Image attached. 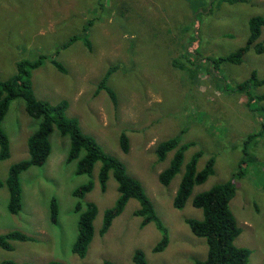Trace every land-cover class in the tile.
<instances>
[{
    "label": "rangeland",
    "instance_id": "obj_1",
    "mask_svg": "<svg viewBox=\"0 0 264 264\" xmlns=\"http://www.w3.org/2000/svg\"><path fill=\"white\" fill-rule=\"evenodd\" d=\"M231 1L0 0V82L16 75L20 61L45 56L32 75L36 97L51 105L68 103L66 116L76 119L85 135L122 161L129 175L143 184L170 238L165 251L154 252L162 233L154 223L143 226V219L136 215L140 205L134 199L101 236L104 214L114 206L119 192L112 177L102 192L96 173V187L82 201L98 206L95 237L84 259L74 255L79 214L73 192L90 178L76 175V162L67 163L70 138L55 130L46 165L32 167L21 176L20 213H9V189L0 188V235L20 231L36 240L14 243L12 251L0 248V264H134L137 250L145 253L148 264H195L207 257L206 240L196 237L185 222L201 220L203 212L192 206L191 199L183 210L174 208L183 171L168 187L162 186L158 176L174 153L159 164L155 147L186 129L181 143L195 146L186 152L185 162L202 152L201 170L211 157L216 158L215 175L196 187L194 194L229 181L238 172L241 142L258 132L256 115L261 116L264 101L249 105L246 94L231 90L254 73L264 80V54L256 52V46L264 43V27L241 64L224 63L213 71L210 60L248 45L250 21L264 15V0ZM90 20L91 49L83 40L60 49L82 34ZM55 62L66 68L65 74L55 68ZM114 67L108 85L117 93V107L104 89L95 94ZM252 92L263 95L264 86ZM37 126L23 100L11 105L2 125L10 139L11 157L0 161V180H7L12 165L29 158L27 140ZM122 133L129 139L128 153L120 147ZM250 147L256 160L247 163L244 177L234 180L237 194L230 207L244 229L237 246L252 250L249 264H264V137L256 138ZM52 198L60 209L57 225L50 220Z\"/></svg>",
    "mask_w": 264,
    "mask_h": 264
},
{
    "label": "trees",
    "instance_id": "obj_2",
    "mask_svg": "<svg viewBox=\"0 0 264 264\" xmlns=\"http://www.w3.org/2000/svg\"><path fill=\"white\" fill-rule=\"evenodd\" d=\"M226 1L234 2L231 0H218L219 4H223ZM241 1L243 2V0ZM219 4L218 6H220ZM92 26L93 21H88L82 34L72 37L67 44L61 45L60 49L65 50L78 40H83L86 45L85 47L91 49L92 43L88 32ZM250 26L251 39L248 45L226 57L210 60L212 64H210V67L213 71L218 70L219 66L224 63L232 65L242 63L251 45L261 36V29L264 27V15L251 19ZM256 52L258 54H264V43L256 46ZM44 60L45 56H40L34 62L28 60L20 61L17 66L18 71L16 75L8 82H0V161H6L11 157L10 139L2 128L11 105L17 100H23L27 115L32 120L38 122L37 129L27 140L29 158L12 165L9 169L7 180H0V188L7 186L10 192L9 213L16 215L21 212L23 208L21 176L32 167H43L46 165L52 153L50 139L54 131L57 130L62 137L70 138L67 163L76 162V175H86L90 178L87 183L76 188L73 192V196L77 199L75 210L79 214V221L78 234L72 246V253L84 259L95 237L94 222L98 216V206L93 202H88L84 205L82 201H84L83 199H85L87 194L95 189L96 183H94V180L96 178L94 177L96 173H98L97 179L102 192L107 191L108 182L111 177L116 181L119 192V197L114 206L104 214L103 224L101 225L99 234L101 236L106 235L114 220L123 214L129 202L134 199L140 205V209L136 211V215L143 219V226L154 223L162 233V238L154 248V252L161 253L165 251L170 243L169 233L158 216L156 208L146 193L143 184L138 179L129 175L127 167L122 161L106 153L94 138L85 135L76 119L66 116V111L68 110V103L66 101L58 105H51L36 97L33 89L32 75L35 70L43 65ZM206 61L209 64V60ZM55 65V68L59 72L66 73L67 70L62 64L55 62ZM175 65L177 64L175 63ZM180 67L182 68V66ZM115 71L116 67L107 71L100 85H98L95 94L98 95L99 91L104 89L105 92L111 95L114 107H117V93L108 85V80ZM208 74L213 78L212 73ZM261 86H264V80L260 79L254 73L251 78L239 84L231 92L246 94L249 99L248 104L250 105L264 101V94L256 96L252 92L254 88ZM259 111L261 112V116L256 115L259 126L258 132L248 135L241 142L244 143V147L240 151L242 157L239 161L238 172L233 173L229 181L216 184L209 190L194 194L196 187L205 184L210 177L215 175L216 158L214 156L211 157L201 170H198V164L203 156L202 152L193 154L190 160L185 162L186 152L195 146L193 142L181 143L182 135L187 131L186 129H182L179 136L158 143L155 147V156L159 164L165 163L168 155L174 153L169 165L158 176L162 186L168 187L183 171L173 200L174 208L179 211L183 210L191 199L192 206L203 212V218L201 220L192 218L185 220L191 232L196 237L205 239L208 245L207 257L196 260L195 264H249L252 250L239 247L236 244V240L240 237L244 229L239 225L234 216L230 203L237 194V187L234 180L236 177H244L245 170L248 167L247 163H253L256 160L251 153L250 144L256 138L264 137V107H261ZM119 143L122 151L128 153L130 145L126 134L122 133ZM235 149H238V146ZM97 165L99 167L98 171H96ZM49 209L50 220L52 224L57 225L60 209L56 198L51 199ZM35 241L33 237L25 233L12 231L6 235H0V248L12 251L14 243ZM133 262L134 264H148L146 255L142 250L135 251ZM4 264L19 263L6 261ZM50 264L63 263L52 262ZM103 264L114 263L104 261Z\"/></svg>",
    "mask_w": 264,
    "mask_h": 264
}]
</instances>
